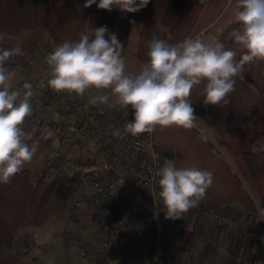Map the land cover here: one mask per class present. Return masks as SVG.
<instances>
[{"label":"clouds","instance_id":"clouds-1","mask_svg":"<svg viewBox=\"0 0 264 264\" xmlns=\"http://www.w3.org/2000/svg\"><path fill=\"white\" fill-rule=\"evenodd\" d=\"M149 0H86L88 8H118L136 13ZM231 24L234 43L244 51L237 59L235 50L225 47L218 38L205 42L201 36L185 37L175 44L164 39H152L147 59L136 71L126 69L123 44L106 26L92 29L91 37L82 33L78 41L65 40L47 56L50 69L48 86L55 92H67L83 97L90 90L107 94L89 95L88 104L119 106L134 110L133 119L124 126V133L134 137L152 134L157 127H196V115L190 100L191 91L203 85L205 105H226L235 90L237 77L246 64L264 61V0H236ZM216 32L223 35L224 28ZM24 53L20 47L0 48V183L9 184L25 164H30L39 149V142L29 144L31 134L22 128L32 114V85L22 88L11 84L12 75L6 63ZM119 136V130L114 132ZM159 177L158 195L167 219H181L205 198L214 182V175L195 165L177 167L165 160L155 172ZM264 220V217L261 218ZM158 259V257L156 258ZM118 264V262H111Z\"/></svg>","mask_w":264,"mask_h":264},{"label":"trees","instance_id":"trees-1","mask_svg":"<svg viewBox=\"0 0 264 264\" xmlns=\"http://www.w3.org/2000/svg\"><path fill=\"white\" fill-rule=\"evenodd\" d=\"M85 3L86 0H0V35L20 41H0V48L20 47L24 53L6 63L9 71L30 66L31 56L42 43H47L53 50L65 40L78 41L82 33L88 34L93 16L99 18V27L106 26L118 38L122 22L160 25L164 31L163 39L175 44L189 37L204 0H149L148 5L136 13H125L115 7L112 11L99 9V0L88 8L83 7ZM237 27L229 23L218 39L226 48L235 50L239 59L244 50L234 43L231 36V31ZM257 62L246 64L235 77V90L228 95V104L205 105L201 92L203 85L191 91L190 100L196 120H201L217 138L223 139L224 142L219 145L225 147L234 159L237 173L247 181L249 192L258 197L260 224L264 225V220H261L264 217V147H261L264 141V83L261 86L255 84ZM39 90L48 105L57 99V92L51 88L41 87ZM31 120H35L39 127L54 129L58 136L62 131L59 140L64 142L72 131L63 127L58 130L56 120L35 111ZM195 129L205 136L197 125ZM212 143L215 151L220 153V147ZM49 146L52 147V144ZM163 152L172 157L170 150L165 148ZM68 155L60 157L54 167L46 168L44 165L38 173L25 168L13 176L9 184L0 183V255L17 247L20 242L28 244L27 237L23 235L25 231H32L57 217L80 187L95 176H102L97 170L100 164L98 155L82 154L71 158L76 163L69 170L65 167L66 160L70 159ZM114 180L124 186L126 195L108 207L91 200L94 220L113 213V210L121 212L118 203L125 204L130 199L133 214L123 224L130 225L131 229L139 223H146L148 233H152L155 220L153 206L131 186L124 185L120 175Z\"/></svg>","mask_w":264,"mask_h":264},{"label":"crops","instance_id":"crops-1","mask_svg":"<svg viewBox=\"0 0 264 264\" xmlns=\"http://www.w3.org/2000/svg\"><path fill=\"white\" fill-rule=\"evenodd\" d=\"M235 4L236 0H204L189 36L199 35L205 42L219 38L221 35L216 29L224 28L225 31L233 18ZM163 36L164 31L160 25L122 22L118 39L124 46L126 69L138 70L139 64L147 59L149 42L154 38L163 39ZM10 74L11 84L15 89L22 88L24 82L31 83L34 93L31 102L33 113L35 99L42 95L39 88H50L47 83L51 78L50 69L41 72L30 66H20L10 71ZM254 78L256 85L264 83V61L257 62ZM92 91L96 95L107 94L95 89ZM31 115L25 119L22 128L26 134H32L31 140L26 137V142L31 144L38 141L39 149L31 163L25 164L23 169L28 168L38 173L45 165V156L50 148H60L72 154L75 151L89 156L98 154L92 141L84 136L74 141L70 149H64L66 143L63 139L59 140L62 131H59L58 136V133L53 132L54 129L39 127L35 120H31ZM42 116L56 120L58 130L62 127L66 131L75 130L73 119L57 111L52 104L47 106L46 113ZM155 137L160 145L171 151V159L177 167L195 165L213 173L214 182L203 201L239 217L261 232V236L255 238L248 230L218 225L191 212L184 213L181 219H167L166 210L162 207L160 219L170 233L168 261L180 259L181 264H264V225L260 224L258 197L249 192L247 181L239 177L230 153L221 148L220 153H217L207 134L204 136L195 128L186 130L176 126L164 129L157 127ZM51 144L52 147L49 146ZM261 147H264V141L261 142ZM93 212L94 205L88 203L69 216L59 214L32 231H25L23 235L28 239V250L23 252L18 245L0 255V264H97L84 260L73 244L62 243L63 233L68 232L87 242L94 257L98 249L102 252L99 226L94 220ZM114 246L123 250L121 264H147L149 254L139 243L134 245L131 242L115 241ZM99 263L104 264V259Z\"/></svg>","mask_w":264,"mask_h":264},{"label":"built area","instance_id":"built-area-1","mask_svg":"<svg viewBox=\"0 0 264 264\" xmlns=\"http://www.w3.org/2000/svg\"><path fill=\"white\" fill-rule=\"evenodd\" d=\"M51 51L52 48L47 43L37 46L29 60L30 67L41 70V72L49 69L46 56ZM90 94L96 95L92 90L90 93H85L83 97L75 94L69 95L67 92H58L57 99L52 103L57 111L72 118L75 124V130H72L65 138L64 149H70L76 138L83 136L89 138L97 149L100 163L97 170L102 174L101 177L95 176L80 187L69 198L67 207L60 215L69 216L75 210L90 203L91 200L103 203L107 207L109 204L112 205L119 197L126 195L124 186L114 180L115 176L120 175L124 185L131 186L135 192L137 191L153 206L154 226L152 233H148L146 223H139L131 229H129L130 225L127 227L123 224L133 214L129 199L125 204L118 203L122 209L121 212L113 210V213L109 212L106 216L103 215L97 219L103 250L101 252L98 249L95 257L89 244L83 242V239L76 234L63 233L62 243L73 244L78 248L79 254L84 260L97 264H100V261L103 262V259L104 264H111V262L121 264L123 262V250L114 246L115 241L131 242L134 245L139 243L143 250L149 254L147 264H181L180 259L171 262L167 258L170 233L160 219V210L164 206L158 195L159 177L155 176V172L163 165V162L171 157L163 152L165 147L157 142L155 131L152 134L144 133L137 137L124 133V126L133 119L134 110L130 107L108 108L106 105H90L88 104ZM47 106L46 97L38 95L35 99L34 111L38 114H45ZM116 130L120 131L119 136L114 134ZM66 152L63 149L50 148L45 156V167H54L60 157L69 154L70 159L66 160L65 167L68 170L73 169V162L76 163V161L71 158H78L82 154L77 151L73 154ZM188 212L199 214L218 225L248 230L255 238L261 236V232L254 229L249 223L241 221L239 217L231 213L218 210L211 203L203 200ZM141 239L142 241H140ZM19 246L23 252L28 250V245L25 243L20 242ZM157 257L158 259H156Z\"/></svg>","mask_w":264,"mask_h":264},{"label":"rangeland","instance_id":"rangeland-1","mask_svg":"<svg viewBox=\"0 0 264 264\" xmlns=\"http://www.w3.org/2000/svg\"><path fill=\"white\" fill-rule=\"evenodd\" d=\"M96 28H99V18L97 16H93V17H91L90 26H89V30H88V35L90 37L92 35V29H96ZM0 41L1 42H5V43H19L20 42V41H18V39L6 37V36H1V35H0ZM196 125L205 134H207V136L210 138V140L212 142H214L217 146H219L221 149H223L224 151H226V153H228L227 152V149L225 147H223L222 145H219L222 142H220V140L214 135V133L211 132L201 120H196ZM168 160H172V159H168ZM235 170L237 171V169H235Z\"/></svg>","mask_w":264,"mask_h":264},{"label":"water","instance_id":"water-1","mask_svg":"<svg viewBox=\"0 0 264 264\" xmlns=\"http://www.w3.org/2000/svg\"><path fill=\"white\" fill-rule=\"evenodd\" d=\"M218 139L220 140V142H222V143L224 142L223 139H221L220 137Z\"/></svg>","mask_w":264,"mask_h":264}]
</instances>
